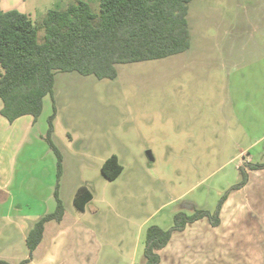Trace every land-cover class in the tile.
I'll return each mask as SVG.
<instances>
[{"label":"rangeland","instance_id":"obj_1","mask_svg":"<svg viewBox=\"0 0 264 264\" xmlns=\"http://www.w3.org/2000/svg\"><path fill=\"white\" fill-rule=\"evenodd\" d=\"M77 1L0 4L27 13L43 40L48 10ZM82 1L100 11V0ZM188 19L187 51L117 64L114 79L58 71L46 97V112L57 110V141L73 160L88 162L99 188L94 204L111 213L117 226L125 222L124 212H157L149 227L166 225L173 212L214 211L241 180L248 155L264 160V142L258 144L263 107L252 105L256 98L261 105L264 95L258 89L253 97L248 89L264 83V0H193ZM257 109L259 121L247 120L249 111L259 115ZM107 153H115L124 167L114 180L105 179L97 160ZM104 191L110 193L109 205L100 201Z\"/></svg>","mask_w":264,"mask_h":264},{"label":"crops","instance_id":"obj_2","mask_svg":"<svg viewBox=\"0 0 264 264\" xmlns=\"http://www.w3.org/2000/svg\"><path fill=\"white\" fill-rule=\"evenodd\" d=\"M260 26L264 27V22ZM248 89L253 97L259 95L258 89L264 95V83ZM46 97L37 119L24 115L14 121L1 114L0 100V259L11 264H146L147 226L157 212H124L125 222L119 226L111 213L101 212V207L94 204L99 188L88 174V162L73 160L68 148L56 139L57 115L52 138L63 155L59 197L65 211L61 220L45 223L41 241L30 250V231L57 207V154L45 138L48 117L53 112H46ZM258 100L252 105L263 107L262 118L257 109L259 115L249 111L247 120L257 122L260 118L264 122V99L261 105ZM258 141L264 142V132ZM260 153L264 154V147ZM74 154L83 153L76 150ZM111 154L97 158L101 171ZM249 162L258 163L253 155H248L243 164ZM246 168L247 183L236 189L231 186L221 208L220 223L213 225L207 217L188 223L160 250L159 264H264V167ZM83 188L90 189L93 198L79 210L75 198ZM100 201L109 205L110 193L104 191ZM176 213H169L166 225L161 227L170 228Z\"/></svg>","mask_w":264,"mask_h":264},{"label":"trees","instance_id":"obj_3","mask_svg":"<svg viewBox=\"0 0 264 264\" xmlns=\"http://www.w3.org/2000/svg\"><path fill=\"white\" fill-rule=\"evenodd\" d=\"M193 0H100L95 12L86 1L79 0L66 9H50L43 19L44 38L32 18L17 9L4 10L0 4V100L1 114L9 121L24 115L37 119L44 98L54 90L58 71H77L103 79L117 77V64L161 59L187 51L191 47L188 19ZM56 110L48 117L45 138L57 154L56 210L36 222L27 243L33 251L42 239L48 220H61L65 211L59 197L63 172V155L53 141ZM250 169L263 168L264 162L240 167L241 181L231 189L243 187ZM124 167L116 154L103 164L102 172L110 180L120 176ZM228 193L214 211L195 208L179 211L170 228L153 224L147 228L144 255L146 264H159L160 250L173 234L188 223L207 217L213 225L220 223V212ZM93 198L88 188L81 189L75 205L84 210ZM0 264H11L0 259Z\"/></svg>","mask_w":264,"mask_h":264},{"label":"water","instance_id":"obj_4","mask_svg":"<svg viewBox=\"0 0 264 264\" xmlns=\"http://www.w3.org/2000/svg\"><path fill=\"white\" fill-rule=\"evenodd\" d=\"M150 153V158H152V156H151V152H149Z\"/></svg>","mask_w":264,"mask_h":264}]
</instances>
